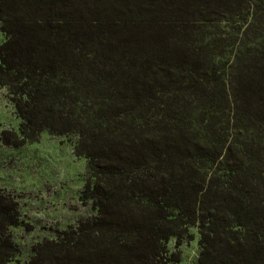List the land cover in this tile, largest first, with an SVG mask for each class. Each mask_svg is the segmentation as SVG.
Here are the masks:
<instances>
[{
	"label": "trees",
	"instance_id": "16d2710c",
	"mask_svg": "<svg viewBox=\"0 0 264 264\" xmlns=\"http://www.w3.org/2000/svg\"><path fill=\"white\" fill-rule=\"evenodd\" d=\"M20 147L72 135L94 213L21 264H264V0H0ZM0 193V264L20 254ZM175 239L176 252L169 243Z\"/></svg>",
	"mask_w": 264,
	"mask_h": 264
},
{
	"label": "rangeland",
	"instance_id": "374dc122",
	"mask_svg": "<svg viewBox=\"0 0 264 264\" xmlns=\"http://www.w3.org/2000/svg\"><path fill=\"white\" fill-rule=\"evenodd\" d=\"M6 38L1 29L0 43ZM21 118L9 88L0 82V193L10 194L19 203L24 225L12 232L20 246L19 256L11 264H21L31 255V246L59 231L77 225L93 213L91 203L82 200L87 178L88 160L74 150L72 135L43 131L38 140L16 147L7 144L6 133L19 130ZM185 240L179 262L169 264H200V233ZM175 239L169 243L170 252H176Z\"/></svg>",
	"mask_w": 264,
	"mask_h": 264
}]
</instances>
